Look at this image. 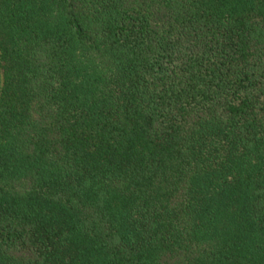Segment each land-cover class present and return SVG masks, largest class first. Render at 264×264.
<instances>
[{
  "label": "trees",
  "instance_id": "trees-1",
  "mask_svg": "<svg viewBox=\"0 0 264 264\" xmlns=\"http://www.w3.org/2000/svg\"><path fill=\"white\" fill-rule=\"evenodd\" d=\"M0 264H264V0H0Z\"/></svg>",
  "mask_w": 264,
  "mask_h": 264
}]
</instances>
